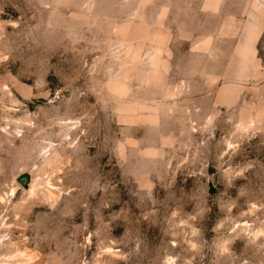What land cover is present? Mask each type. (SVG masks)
I'll use <instances>...</instances> for the list:
<instances>
[{"label": "rangeland", "instance_id": "obj_1", "mask_svg": "<svg viewBox=\"0 0 264 264\" xmlns=\"http://www.w3.org/2000/svg\"><path fill=\"white\" fill-rule=\"evenodd\" d=\"M260 8L0 0V264H264V117L210 82Z\"/></svg>", "mask_w": 264, "mask_h": 264}, {"label": "crops", "instance_id": "obj_2", "mask_svg": "<svg viewBox=\"0 0 264 264\" xmlns=\"http://www.w3.org/2000/svg\"><path fill=\"white\" fill-rule=\"evenodd\" d=\"M255 10L241 20L237 35L231 37L233 45L229 66L224 67L226 73L223 76L215 74L210 82L216 85L213 94L216 106H241L249 114L264 117V66L259 58L264 35V8ZM225 23L222 16L221 25Z\"/></svg>", "mask_w": 264, "mask_h": 264}, {"label": "water", "instance_id": "obj_3", "mask_svg": "<svg viewBox=\"0 0 264 264\" xmlns=\"http://www.w3.org/2000/svg\"><path fill=\"white\" fill-rule=\"evenodd\" d=\"M18 182L26 189L29 188L31 184V175L30 174H23L18 178Z\"/></svg>", "mask_w": 264, "mask_h": 264}]
</instances>
